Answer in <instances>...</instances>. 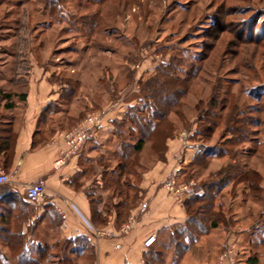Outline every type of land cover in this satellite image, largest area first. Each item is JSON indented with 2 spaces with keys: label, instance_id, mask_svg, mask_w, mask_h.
<instances>
[{
  "label": "rangeland",
  "instance_id": "rangeland-1",
  "mask_svg": "<svg viewBox=\"0 0 264 264\" xmlns=\"http://www.w3.org/2000/svg\"><path fill=\"white\" fill-rule=\"evenodd\" d=\"M5 2L7 6L0 11V40L15 34L27 36L32 53L45 62L58 85L75 89L77 94L83 86L74 95L81 99L74 108L83 109V113L65 134L89 114L102 117L115 103L131 98L139 101L142 91L150 90L146 83L172 58L183 55L185 62L180 66L190 71L189 67L198 64L196 59L208 57L204 72L191 82V90L181 100L183 119L170 115L178 128L170 140L183 139L182 149L190 161L180 164L182 168L171 174L165 186L175 181L171 192L183 194L186 201L202 195L205 184L217 183L221 177L216 175L218 171L237 165L240 171L257 173L250 177L258 175L261 181L258 187L233 181L222 187L212 199L214 207L205 209L208 212L201 217L202 224L210 225L216 214L222 223L199 239L182 263L250 264V259L258 258L259 264H264V111L257 112L264 109V0H106L103 5L94 0H58L55 13L49 7L50 0ZM94 17L98 28L91 32L87 22L95 21ZM24 21L26 25L20 26ZM35 28L39 29L36 33ZM218 85L225 88L216 94L218 102L234 99L239 109L261 124L240 127L248 130L245 142L232 134V123L222 125L210 139L196 134L206 125L200 118L201 110L210 109L208 104ZM153 141L137 155L139 166L134 169L138 174H125L122 181L140 185L145 174L167 161L169 147L160 159ZM117 142L115 136L105 144L104 153L98 154L103 162L85 166L91 172L87 182L90 197L109 212L120 200L105 184L98 188L95 174L101 176L116 168L119 160L111 154ZM212 148L226 155L210 156L206 164L191 165L198 153ZM101 191L112 194L103 196ZM142 194L141 190L136 208L146 212L149 205ZM124 226L132 228L131 224ZM60 252L58 247L55 253ZM180 260L172 251L167 252V264H180ZM92 263L93 259L78 262Z\"/></svg>",
  "mask_w": 264,
  "mask_h": 264
},
{
  "label": "crops",
  "instance_id": "crops-1",
  "mask_svg": "<svg viewBox=\"0 0 264 264\" xmlns=\"http://www.w3.org/2000/svg\"><path fill=\"white\" fill-rule=\"evenodd\" d=\"M4 6L7 3L0 0V11ZM24 23L20 26L24 27ZM38 30L33 29L35 33ZM29 45L32 46L31 40L23 34L0 40V139L7 135L6 126L15 134L10 164L5 167L0 157V173L11 177L10 184L0 187L1 256L11 264L19 254L39 245L84 238L93 248L92 264H146L143 242L156 235L158 243L167 245L173 227L188 219L183 194L171 192L165 186L171 174L182 168L179 165L190 161L182 149L183 139L168 142L167 161L159 162L139 185L148 211L135 208L127 221L120 224L116 210L104 213L99 204L98 210L107 217V223L97 226L87 188L91 172L85 166L102 162L98 154H103L105 144L114 140V123L124 119L138 100L125 99L105 109L95 138L69 154L64 134L83 113V109L74 108L80 99L74 95L83 86L77 94L75 89L58 85ZM2 47L6 50L1 51ZM3 95L12 97L8 100ZM8 101L14 104L13 108L5 107ZM95 176L98 188L102 189L103 173ZM34 183L46 187V196L38 204L25 199L26 188ZM111 192L101 194L111 196ZM126 223L132 225L129 232L124 231Z\"/></svg>",
  "mask_w": 264,
  "mask_h": 264
},
{
  "label": "trees",
  "instance_id": "trees-1",
  "mask_svg": "<svg viewBox=\"0 0 264 264\" xmlns=\"http://www.w3.org/2000/svg\"><path fill=\"white\" fill-rule=\"evenodd\" d=\"M57 1L50 0L49 2L51 3L49 7L53 13L56 12L54 9H56ZM94 1H98L96 4L103 5L106 0ZM88 19H84L85 23ZM94 19L95 21L90 19L87 22L91 26V32L98 28L97 17H94ZM196 61H198V64L195 67H189L190 71L181 67L185 62L183 55L172 58L169 62L170 64L165 67H159L157 75L145 85L150 90L142 91V97L129 110L125 118L114 123V134L118 138V142L115 146V151L111 155L119 162L112 171H105L103 181L105 187L111 189L115 198L120 200L115 203V210L117 211L120 224L125 223L132 210L136 208L139 193L141 192L136 182L122 181L121 179L125 174L133 176L138 174L134 169L135 166H139L137 155L144 150L150 140H154L153 142L156 144L155 150L160 159L165 158V153L168 149L167 142L175 138L178 131L175 123L171 121L170 115L175 114L181 120L183 119L184 115L179 111L181 100L191 90V82L198 79L204 72L208 57L196 59ZM174 63L177 65H174ZM168 68L172 71H169ZM214 90L213 97L208 104L210 109L201 110L202 115L200 118L206 122V125L201 128L202 130L196 131L197 135L210 139L222 125L226 126L228 123H232L233 126L230 127L232 134L239 136L238 138L243 140L248 134V130H242L241 126L261 125L258 120L250 118L245 114L244 110L239 109V105L234 99L231 98L228 102H225V100L218 102L216 94H219L222 90L224 91V87L218 85ZM3 96L8 100L12 97V95ZM20 97L24 99L25 95H20ZM5 107L10 109L14 107V104L8 101ZM263 111L264 109L257 112L262 113ZM6 128V137L0 139V157L2 156L5 167L12 160L15 143V134L9 126H6ZM246 140L243 141L245 142ZM214 155L222 158L226 154H221L216 148L204 149L202 153L200 152L196 155L191 165L199 164L200 161L206 164L207 158ZM101 161L103 162V159ZM250 174L255 175L257 173L240 171L238 165L218 171L216 175L221 177L217 183L205 184L202 186L204 191L202 195L197 194L194 198L184 201V207L188 215L187 221L185 224L173 227L168 237L167 245L158 243V239L156 240L145 254L146 264H167L168 251H172L175 257L177 255L181 259L193 249L201 237L219 228L222 222L218 220V215L216 214L212 216V220L210 219V225L201 223V217L205 212H208L205 209L210 210L214 207L213 197H216L222 187L231 181L239 184L247 182L252 186L258 187L261 181L260 178H257L258 175L254 176V178L250 177ZM90 196L91 194H89ZM90 200L95 224L99 226L107 223V217L98 210L100 202L91 197ZM206 202L207 205H205ZM198 203H203L204 205L202 207L197 206L196 204ZM104 213L110 212L104 211ZM58 247H60L61 252L55 253ZM84 256L88 260L93 259V248L87 239L78 238L57 242L49 246L39 245L32 251L29 250L19 254L14 263L11 264H55V260H58V264H78ZM7 261L6 257L0 254V264H9ZM250 264H259L258 258L250 259Z\"/></svg>",
  "mask_w": 264,
  "mask_h": 264
},
{
  "label": "built area",
  "instance_id": "built-area-1",
  "mask_svg": "<svg viewBox=\"0 0 264 264\" xmlns=\"http://www.w3.org/2000/svg\"><path fill=\"white\" fill-rule=\"evenodd\" d=\"M102 117L99 114L93 113L87 115L75 128L64 135L65 143L69 148V154H73L83 147L88 141L95 138V130L100 125ZM11 183V177L7 173H0V187ZM175 181H171L167 188L170 191L175 189ZM46 196V187L40 183L29 185L25 190V199L34 204H38ZM147 206L144 205L143 208ZM126 230L130 227H126ZM157 240L156 235H151L144 241L145 248H150Z\"/></svg>",
  "mask_w": 264,
  "mask_h": 264
}]
</instances>
